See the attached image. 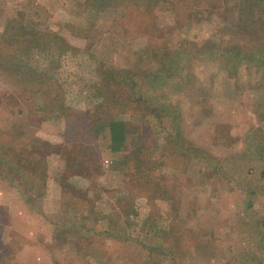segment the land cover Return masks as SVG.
Listing matches in <instances>:
<instances>
[{
    "label": "rangeland",
    "instance_id": "374dc122",
    "mask_svg": "<svg viewBox=\"0 0 264 264\" xmlns=\"http://www.w3.org/2000/svg\"><path fill=\"white\" fill-rule=\"evenodd\" d=\"M162 1L122 15L89 0H0L1 43L8 21L25 18L27 29L56 34L74 47L66 57L63 52L60 66L50 63L64 45L32 51L34 62L19 49L22 60L47 63L73 110L59 116L46 108L36 114L47 120L35 128L24 123L31 117L0 107L1 129L17 123L23 147L47 140L65 154L49 156L46 195L34 204L0 176V264H264V18L244 17L254 26L245 33L232 23L238 0H193L196 7L191 0ZM239 50L254 59L241 58ZM101 61L120 70L124 88L149 107L121 115L142 136L129 132L119 154L111 152L108 135L93 139L88 132V109L109 79ZM9 79L0 68V94L13 91ZM37 103L52 104L46 88ZM24 105L35 109L33 102ZM137 148L138 171L121 165L126 155L138 164L130 157ZM55 180L56 214L58 201L46 198ZM118 191L137 195L139 215L129 217L126 232L116 230L129 237L85 235V229H105L107 220L92 222L77 208L94 202L111 217ZM97 192L102 198L91 199Z\"/></svg>",
    "mask_w": 264,
    "mask_h": 264
},
{
    "label": "trees",
    "instance_id": "16d2710c",
    "mask_svg": "<svg viewBox=\"0 0 264 264\" xmlns=\"http://www.w3.org/2000/svg\"><path fill=\"white\" fill-rule=\"evenodd\" d=\"M160 1L163 2L162 0H89V3L95 7L103 6L102 8L111 5L112 8L116 7V9H121L122 15H131L132 10L135 9L143 10V8L149 6L158 7ZM190 2L194 4V7L199 5L198 3H194L193 0ZM237 11V16L233 18L232 23H235L239 31L246 33L248 29L254 26L252 22H243V18L254 13L259 14V20L264 18V0H238ZM12 20V23L10 22L11 20H9L6 24V36L3 42H0V68L4 76L10 78L9 82L13 87V91L10 93L5 92L3 95L0 94V107L8 106L9 108H13L12 114L14 115L17 113L22 115V118L31 117L24 123L34 126L35 128H39L41 122L47 120L45 119L46 117L37 115L42 113L46 108L51 107L52 112H58L59 116H71V113L67 111L73 109L66 107L65 103L67 101H65V96H63V93H60V91H57L58 86L56 83L58 80L53 81L50 79L47 63L40 62V65H38L39 63L33 65L28 59L24 61L20 58L19 49L24 51L25 54L23 55L27 58H31V53H33L32 51L34 50L45 51L43 49L49 48L50 44L58 43L56 47L58 51L59 46L64 45V47H67L65 51H62V46H60L57 52V58L51 59L50 63L59 64L63 52L66 57L69 53L68 50H70V48L74 49V47H72L67 40L56 34L50 36L49 33H41L34 28L27 29L29 23L25 18H14ZM258 24L259 22L256 23L255 26H259ZM11 44H13V46ZM235 49L231 48L230 50H226L227 53L223 54L227 55L233 53ZM46 51H49V49ZM80 51V47L77 46V57H79ZM237 53L243 59H254L253 56L251 57L247 53L245 55L243 51L239 50ZM15 59L19 60L14 61ZM228 59L229 62L238 64L233 56H230ZM99 65L101 74L106 75L109 79H105V83L103 82L98 86L99 100L88 109V111H90V114L86 118L87 124L89 125L88 132L93 139H96L101 134L108 135L111 142L109 145L111 152L119 154L123 152L127 146L129 132L133 133V135L138 134L140 137L142 136V133L139 131V126L132 122H130L131 124L129 125L120 118L121 115L126 112H131L138 116L149 107L145 105L147 102L137 96L136 93L128 92L124 88V75L119 73L120 70L103 68L104 63L102 61ZM45 88L47 89L52 104L43 103L44 105L42 104L40 107L39 103H37L38 98H41ZM59 93L60 99L58 97ZM42 100L45 101L46 99ZM32 102L35 109L31 112L28 106L25 108L26 105L24 104ZM24 112L26 114H24ZM13 123L14 124L9 126V128H7L8 126L6 128L3 127L4 130L0 127V176L10 179L27 204H34L35 200L46 195V184L49 178V156L53 151L61 155L65 154H63L62 149H60L61 146L51 145L47 140L42 141L40 145L28 143V146L23 147L18 143L20 134L19 127L17 126L18 124L15 122ZM24 129L29 128L24 126ZM44 147H47V149L45 150ZM139 153L140 150L137 148L130 155V157L133 156L137 159L138 164H129V156L126 155L122 157L123 160L120 162L121 165L124 167L132 166L134 171H138V168L143 164V160L139 158ZM99 156L100 150L96 147V156H94V158L98 159ZM124 158H128L127 161ZM73 166H75V164H73ZM96 169H100V167L96 165ZM63 177L65 178V175H63ZM63 177L59 175L57 179L60 180L61 183L63 182L62 184L64 186L66 178L64 179ZM99 194L100 193L97 192L96 197L93 195L91 199L100 200L102 195ZM113 197L120 206L117 205V211L112 212L111 217L105 214L100 208H97L94 202H91L90 205L83 206L82 209L77 208V212H80L88 220H95L96 223L107 220L105 229H85V235L90 237L101 235L107 238L121 236L124 239L129 237V235H120L121 233L116 230H124V232H126L128 227H130L129 217L131 218V216L139 215V211L134 207V198L137 197V195L135 193L128 194V192L119 193L118 191L117 194L112 195V198ZM71 208L73 207L71 206ZM0 209L2 212L4 211L3 207H0ZM69 209L66 208L64 211L66 212ZM113 209H115V206H113ZM0 218L2 219L1 214ZM0 223H2V228L5 227V221H0ZM3 248L5 249L4 251H6L5 245H3ZM154 250L161 251L162 249L161 246H158L154 248Z\"/></svg>",
    "mask_w": 264,
    "mask_h": 264
},
{
    "label": "crops",
    "instance_id": "0c3cea01",
    "mask_svg": "<svg viewBox=\"0 0 264 264\" xmlns=\"http://www.w3.org/2000/svg\"><path fill=\"white\" fill-rule=\"evenodd\" d=\"M56 182L58 183L57 180H55V183H51V188L52 187L54 188V186H56V184H57ZM49 185H50V181L48 183V186ZM53 188L49 191V194L46 196V198L49 197V199H50V198L54 197V199L56 200V202L58 201L57 202V206L58 205L60 206L61 205V193H60V190H58L57 187H56L57 190L53 192ZM4 206L7 207L10 212L13 210L12 206H6V205H4ZM59 206H58V210L57 211L55 210V211H51V212H53L54 214L58 213L60 211L59 210ZM14 208H15V206H14ZM60 208H61V206H60ZM26 236L29 238V240L33 241L32 244L34 245V243H35L34 237L30 236L29 234H27Z\"/></svg>",
    "mask_w": 264,
    "mask_h": 264
}]
</instances>
